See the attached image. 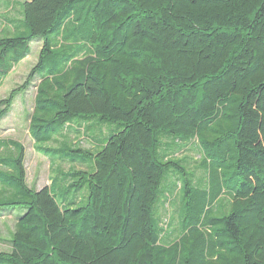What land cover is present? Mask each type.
<instances>
[{
    "label": "trees",
    "instance_id": "1",
    "mask_svg": "<svg viewBox=\"0 0 264 264\" xmlns=\"http://www.w3.org/2000/svg\"><path fill=\"white\" fill-rule=\"evenodd\" d=\"M0 3V85L41 42L0 120L37 80L28 132L58 162L33 188L0 140V213L19 210L0 264H264V0Z\"/></svg>",
    "mask_w": 264,
    "mask_h": 264
},
{
    "label": "rangeland",
    "instance_id": "2",
    "mask_svg": "<svg viewBox=\"0 0 264 264\" xmlns=\"http://www.w3.org/2000/svg\"><path fill=\"white\" fill-rule=\"evenodd\" d=\"M9 13L6 6L0 3V31L5 24L3 23L4 14ZM12 14H17L15 10L11 11ZM13 24H17V21H14ZM16 26V25H15ZM41 42L39 40H33L30 43L31 51L29 55L24 58L21 62H19L13 70L2 80V84L0 85V98L6 97L9 92L20 86L30 69L36 64L39 56V50ZM37 80L33 82L25 91H20L14 97L11 108L7 115L0 120V140H13L20 142L23 144L25 148V169H26V180L27 183L33 188L40 189L45 185H49L52 180L55 178L56 171L55 165L58 162H53L52 156L45 157L41 155L37 148L42 145L40 143H35L33 139L30 137L28 132V124L30 113L33 109L34 102V94H35V84ZM117 124L105 122L103 129L106 131L107 129L116 128ZM93 130V129H92ZM96 134V133H95ZM74 137V138H73ZM72 139H76L77 136L73 135ZM81 141V146L85 148L93 149L95 147V142L92 137L89 136H81L79 138ZM78 142V141H77ZM80 144H76L74 142L72 147H76ZM181 154L187 155L192 159L197 161L199 159V151L197 148H193L188 151H183ZM72 156H77L76 158H81L80 154H71ZM52 164H51V162ZM196 165L195 162H190L189 167H194ZM63 170H67L69 168V163L61 164ZM83 166L87 169L90 168V160L86 159L83 163ZM200 175V170H196V176ZM54 186L56 189L54 190L55 196L58 202H69L73 200V194L71 191H66L63 189V186H59L57 182H55ZM66 191V192H65ZM80 200H75V204L73 206H78L83 204L85 201L87 191L86 187H83L79 190ZM79 201V202H78ZM78 202V203H77ZM77 203V204H76ZM169 213L173 214V207L167 208ZM19 210L14 211H4L0 213V251H5L8 248L9 243L6 241L9 238V232L13 229V224L15 222L16 213ZM166 216V215H165ZM165 218V217H164ZM167 219V217H166ZM165 222L166 220L163 219ZM172 226H175L173 224ZM169 229V226H168Z\"/></svg>",
    "mask_w": 264,
    "mask_h": 264
},
{
    "label": "crops",
    "instance_id": "3",
    "mask_svg": "<svg viewBox=\"0 0 264 264\" xmlns=\"http://www.w3.org/2000/svg\"><path fill=\"white\" fill-rule=\"evenodd\" d=\"M4 29L2 28L1 31H3Z\"/></svg>",
    "mask_w": 264,
    "mask_h": 264
}]
</instances>
